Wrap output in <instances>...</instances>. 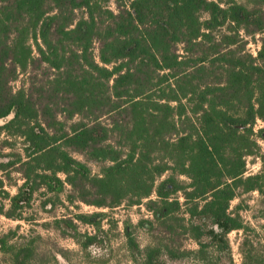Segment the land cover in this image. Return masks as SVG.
<instances>
[{
	"label": "trees",
	"instance_id": "obj_1",
	"mask_svg": "<svg viewBox=\"0 0 264 264\" xmlns=\"http://www.w3.org/2000/svg\"><path fill=\"white\" fill-rule=\"evenodd\" d=\"M5 118L0 174L22 183L10 196L0 177V216L23 220L37 191L68 186L70 203L146 209L136 264H234L228 234L245 227L231 202L264 186L245 175L264 133V0H0ZM103 217L78 216L96 231L82 251L102 243ZM176 232L197 248L171 249ZM10 242L7 264H31L32 245ZM247 245L241 264H264Z\"/></svg>",
	"mask_w": 264,
	"mask_h": 264
},
{
	"label": "rangeland",
	"instance_id": "obj_2",
	"mask_svg": "<svg viewBox=\"0 0 264 264\" xmlns=\"http://www.w3.org/2000/svg\"><path fill=\"white\" fill-rule=\"evenodd\" d=\"M257 37L250 40L246 49L255 55L258 50ZM12 86L16 88L17 84ZM7 119L0 120L4 124ZM264 129V122L257 121L254 132ZM264 132V131H263ZM264 133L257 138L259 153L257 157H248L246 176L261 175L264 184ZM7 154V151H3ZM84 160L82 157H79ZM6 161L8 158L1 159ZM92 174H97L101 165L96 162H87ZM3 188L10 196L16 193V187L22 183L19 173L12 171L6 175L1 173ZM70 189L65 186L62 193L55 195L45 189L37 191L28 209L23 214V220H11L0 216V237L8 235L10 243H29L34 248V256L31 264H136L139 258L134 245L142 248L148 241L149 235L138 226L140 220L150 219V214L141 206L126 207L122 204L114 209L96 208L80 201L70 203L66 197ZM4 194H0V202L7 207L8 202L3 200ZM237 212L243 220L245 229L233 231L228 234L231 248V256L234 264H241L242 254L240 245L245 239L247 246L264 255V186L262 192L244 194L240 199L231 202L230 210ZM104 213L101 220L102 239L100 245H92L82 251L76 243L84 240V236L94 235L95 227L83 223L78 216L83 214ZM126 234H130L134 244H129ZM166 241L171 249L180 252H188L197 248L196 244L183 235L176 232L166 236ZM9 258L0 253V264H7Z\"/></svg>",
	"mask_w": 264,
	"mask_h": 264
}]
</instances>
